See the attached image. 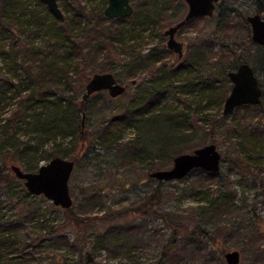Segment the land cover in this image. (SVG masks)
Wrapping results in <instances>:
<instances>
[{
  "label": "rangeland",
  "instance_id": "obj_1",
  "mask_svg": "<svg viewBox=\"0 0 264 264\" xmlns=\"http://www.w3.org/2000/svg\"><path fill=\"white\" fill-rule=\"evenodd\" d=\"M57 1L69 21L73 18L70 2L84 5L87 12L85 20L74 27L79 32L76 40L82 48L80 53L72 49L66 39L61 42L56 40L64 33L66 25L41 0H21L16 5L18 8L12 6L20 17L17 23L0 25V46L25 43L34 48L39 56L68 64L70 69L66 81L57 89L65 90L66 94L75 92L78 99L85 93V82L95 71H111L128 86L114 98L105 89L101 90V97H89L90 107L79 111L75 122L81 127L84 137L77 138L72 134L56 137L54 152L75 158L68 186L73 200L71 210L82 218L80 225L70 219L65 207L54 204L43 194L28 191L23 179L14 173L11 181L0 182L2 211L15 217L17 211L23 208L29 210L20 218L21 235L15 239L14 245H10L11 254L17 256L24 246L30 264H115L121 261L128 264H227L224 252L237 249L240 253L237 264H264V94L262 105H249L224 114L223 99L218 102L210 87H201V78L207 73L215 75L212 73L217 66L209 61H203L200 65L194 63L187 72L179 71L174 79H170L167 70L156 73L148 68L130 69L132 63L149 48L167 47L164 30L184 15L187 9L185 0H154L150 6L142 5V10L135 16L125 15L126 18L121 21L106 22L111 27H120L111 42L115 49H119L118 44L123 40L128 52L126 50L120 56L130 53L128 58L130 55L134 57L132 63L127 62V57H107L94 42L93 34L100 29L95 23L98 11L95 9L98 6L104 8L107 0ZM141 1L130 0L133 10ZM260 1L264 4V0ZM257 2L220 0L212 15L194 19L176 31V39L183 42V55L178 57L176 52L171 51L162 61H166L169 67L181 63L189 48H196L201 38L213 36L221 14L230 12L228 18L237 32L225 39L218 37V41L213 42L212 50H220L222 44L219 41L236 48V55L240 56L238 60L247 59L255 68L264 89V54L256 50L254 42L248 45L251 41L250 26L244 20L247 13L255 11ZM26 4L32 11L19 9ZM158 11H163L161 20L155 14ZM234 58L226 61L227 69L236 65ZM74 61H80L79 68L72 67ZM8 76L21 87L25 85L24 70L19 62L0 55V77ZM161 79L168 81L162 103L186 114L189 120V140L177 146L179 152L192 151L195 147L212 142L211 138L214 137L222 159L215 179L208 185L212 189L195 185L192 174L169 179L159 185L160 195L149 203L148 210L136 211V206L158 183L149 172L169 167L173 155L178 152L173 153L169 161L158 154L154 161L156 165L152 168L139 161L128 164L121 159L129 145L140 138L136 127L127 126L114 143L102 139L100 128L112 115L119 114L125 103L131 100L136 103L146 90L147 81ZM225 83L229 91L231 81L228 77ZM191 84L193 88L188 87ZM4 102V110L0 112V143L4 139L0 145V165L12 152V149L5 148L6 138L17 145L27 142L35 144L40 137L38 129L31 125L35 122L32 120L33 110H37L38 106L27 109L21 120L12 121L9 116L18 101L5 95L0 106ZM251 113L253 115H249ZM237 120L250 121L246 131L255 126L263 130L262 135L239 133L235 126L239 129L244 124H239ZM52 145L53 141H47L42 147ZM147 146L152 148V145ZM38 150L41 149L38 147ZM48 159H39L38 164ZM8 160L9 168L12 163H17L26 169L20 161ZM161 162L167 163L164 165ZM257 166L261 167L260 170H257ZM249 169L254 175L248 172ZM224 188H229L234 194L232 201L236 206L233 210L216 222L210 221L206 215H200V206L207 203L206 196L221 194ZM113 226L122 230L116 247L109 244L100 246L91 240L95 233ZM1 250L0 264H8L5 258L11 254L3 256Z\"/></svg>",
  "mask_w": 264,
  "mask_h": 264
},
{
  "label": "trees",
  "instance_id": "obj_2",
  "mask_svg": "<svg viewBox=\"0 0 264 264\" xmlns=\"http://www.w3.org/2000/svg\"><path fill=\"white\" fill-rule=\"evenodd\" d=\"M20 1L21 0H0V25L2 23H5L6 25L17 23V19L20 16L14 12L12 6L15 7ZM152 3H154V0H142L140 5L137 4L135 6L131 15H137L139 11L142 10V5L143 7H146V5L150 6ZM218 5L219 3L216 4V7ZM70 6L73 8V18L69 21V19L67 20V17L64 16L62 20L65 23L66 28H63V30L65 29L64 33L61 34V37H56V40L61 42L66 39L70 47L80 53L82 48L76 40V36L79 32L77 29H74V27L75 25H79L81 21L83 22L85 20L84 15H86L87 12L85 11L84 5H80L78 2H70ZM16 8H18V6H16ZM19 9L23 12H27V10L32 11L27 4L22 5ZM95 10H98L95 14V23L100 29L93 34V38L95 39L94 42L99 46V49L104 51L107 57L116 56L118 59L128 58L130 53L124 57H122V55L120 56V54L127 50L126 44L123 40H120L121 42L118 44L119 49H115L114 44L111 42L113 36L118 33L120 27L118 25L114 27L106 25V22H118L126 17L116 16L109 18L103 13V6H98V9L96 8ZM162 12L163 11L155 12L159 20L163 19V15H161ZM254 12H259L264 16V4H262L260 0H258L256 4ZM229 14L230 12L225 14L222 13L213 31V36L201 38L197 47L189 48L183 61L174 67H169V65L165 63L166 61H162V59L171 53V51L164 45H161L149 48V50L141 54L134 63H132L134 57L130 55L127 59V62L133 64H130L132 65L130 69L148 68L156 73L160 70H167L170 79H174L179 71L184 70L187 72L189 67L194 63L200 65L203 61H209L217 66L216 70L212 73L215 75L212 76L210 75L211 73H207V76L205 75L201 78V87H210L214 92V99L216 98V100L220 102L228 93V86L225 83L226 77H228L226 72L231 68L227 69L226 61L235 57L234 60L238 63L240 57L236 55V48L227 44L224 45L223 41H219L222 45L218 52L212 50L214 45L213 42L216 39L218 41V37L225 39L233 36L237 32L236 28L228 18ZM246 15L244 17H246ZM244 20H246V18ZM83 24H85V22ZM73 31L74 33H71ZM248 34L249 32L247 30V36ZM252 43L253 41L251 40L248 45L250 46ZM256 50L261 51L264 54V45L256 44ZM0 55L4 58L9 57L11 61L19 62L24 70L25 85L23 87H21L19 83L13 82L10 76L0 77V101L5 95L7 98H16L18 101L17 106L10 113L9 120H21L27 109L34 106L39 107L37 110H33L32 120L35 122H32L31 124L35 130L38 129L40 134V137L36 139L35 144L27 142L15 145L14 142H9L8 138L5 139V148L12 149V152L8 155L9 157L6 158L5 161L3 159V162L0 165V182H9L13 178V172L7 164L9 161L8 159L20 161L26 167L25 170H33L39 165V159L50 158L57 155L54 152V143L56 142V137L58 135L72 134L77 138L84 137L83 132H81V127L75 125L78 113L81 110H85L87 106L90 107V104L88 103L89 97L93 99L101 97V90L89 95H85L84 93L82 94V97L78 99V97L76 98L75 96V92L66 94L65 90L57 89L61 83L66 81V75L70 69L69 65L64 62L49 59L45 56H39L34 48H30L25 43H10L9 47L0 46ZM157 61H159V64H157ZM243 61H247V59ZM262 63H264V60H262ZM79 66L80 61H74L72 64V67L75 69L79 68ZM206 67L210 71L211 68L209 64H207ZM127 86L128 85L126 84V89ZM145 87L146 90L136 100V103L132 100L125 103L119 114L112 115L103 122L100 132L103 140L108 141L109 143H114L118 138V134H120L127 126L131 125L136 127L140 138L139 140L134 141L133 145H129L127 152L123 154L121 161L123 160L128 164H132L134 161H139L141 163H146L152 168L156 165L154 161L158 154L166 157L169 161L173 153L180 151L177 146L185 144L189 140V120L186 114L177 110L173 106L162 103L163 95L168 89V81H165L164 79L147 81ZM188 87L193 88V84ZM8 91L10 92L8 93ZM263 94L264 89L262 88V95ZM4 104L5 102L3 103V106H0V112L1 110H4ZM262 104L263 101L261 98V101L258 104H241L236 106L234 111L241 107H248L249 105H255L257 107ZM249 115H253V113ZM237 121L239 124H244V128L240 127L237 129L235 126L234 129L239 133L246 134L247 132H250L252 134L262 135L263 130L258 129L255 126L252 130L246 131V127L249 125L250 121ZM3 141L4 139L0 145H2ZM47 141H53V145L48 148H43V143ZM211 141L214 142L215 138L212 137ZM147 145H152V148H149ZM38 147L41 150H38ZM72 159H74L75 163V158ZM166 163L167 162H161V164L164 165ZM260 168L261 167L257 166V170H260ZM248 172L254 175L252 169H249ZM216 173L217 171L212 172L196 167L191 169L185 176L192 174V181L195 185L204 186L206 189H212L211 187H208V185L213 182ZM155 179L158 181L156 186L147 194V196L144 197V200L139 203L134 210L144 212L149 209V203H153L154 200L158 198L160 195L159 185L166 180ZM222 191L223 192L218 195H213L212 193L210 196L209 194L206 196L207 203L200 206V215H206L210 221L216 222L217 219L222 218V215H224L225 218V215L233 210L236 206L232 201L234 195L233 192L231 193L229 188H224ZM210 192L212 191L210 190ZM12 196L13 195L10 197ZM71 207L66 208L67 213L73 222L80 225L82 218L73 212ZM1 208L2 206L0 205V248L2 249V255L5 256L6 254H11L12 247H10V245H14L15 239L21 235L20 218H22V214L25 213V211H27L26 213H29V210H24L23 208L15 213V217H12L10 214L7 215L6 212L2 211ZM121 233L122 230L117 226L108 227V229H105L102 232L99 231L95 233L91 240L100 246L109 244L116 247V244L120 241ZM15 248H20V246H16ZM24 248L25 247L23 246V248L19 249L20 251L17 256L11 254L8 258H5L6 262L8 264H30L28 260L29 258L26 257L28 251H25ZM125 253H127L128 257V251ZM86 257L87 261L91 263L92 261L89 260V257L87 255ZM115 264L128 263L121 261Z\"/></svg>",
  "mask_w": 264,
  "mask_h": 264
},
{
  "label": "water",
  "instance_id": "obj_3",
  "mask_svg": "<svg viewBox=\"0 0 264 264\" xmlns=\"http://www.w3.org/2000/svg\"><path fill=\"white\" fill-rule=\"evenodd\" d=\"M47 8L60 20L64 14L57 0H41ZM187 11L184 16L164 30L168 35L166 46L182 56V42L175 38L176 30L187 20L197 16L211 15L214 12L218 0H185ZM133 6L130 0H107L103 8L105 16L130 15ZM250 25L251 40L264 45V16L259 12H251L246 15ZM227 76L231 81L230 89L223 99L222 111L231 113L241 104H258L262 98V86L254 68L248 61H241L236 67L227 70ZM134 81V80H132ZM107 90L109 95L115 97L126 90V84L121 83L111 71H95L85 82V95L98 90ZM84 113L82 114L83 123ZM221 164V153L215 142H208L195 147L192 151L178 152L172 157V163L166 168H157L149 172L150 176L169 180L184 177L191 169L200 167L208 171L216 172ZM74 166V159L54 155L44 163L38 165L35 170H25L19 164L12 163V172L23 179L28 191L34 194H43L54 204L69 208L73 205L69 191L68 180ZM227 264H237L240 253L237 249L224 252Z\"/></svg>",
  "mask_w": 264,
  "mask_h": 264
},
{
  "label": "flooded vegetation",
  "instance_id": "obj_4",
  "mask_svg": "<svg viewBox=\"0 0 264 264\" xmlns=\"http://www.w3.org/2000/svg\"><path fill=\"white\" fill-rule=\"evenodd\" d=\"M185 2H186V1H185ZM218 2H219V0L216 2V4H217ZM215 8H216V5H215ZM214 10H215V9H214ZM186 11H187V9H186ZM186 11H185V13H186ZM132 12H133V11H132ZM185 13H184V14H185ZM213 13H214V12H213ZM131 14H132V13H131ZM211 15H212V14H211ZM183 16H184V15H183ZM183 16H182V17H183ZM205 16H210V15H205ZM182 17H181V18H182ZM201 17H204V16H197V17H195V18H192V19H190V20H187V21H185L180 27H182L183 25H185V24L191 22V21L194 20V19L201 18ZM181 18H179V20H180ZM177 21H178V20H177ZM248 24H249V23H248ZM171 25H172V24H171ZM249 26H250V25H249ZM168 27H169V26H168ZM168 27H167V28H168ZM180 27H179V28H180ZM179 28H178V29H179ZM178 29H177V30H178ZM177 30H176V31H177ZM175 33H176V32H175ZM164 34H166V33L164 32ZM166 35H167V34H166ZM167 37H168V35H167ZM175 38H176V37H175ZM166 40H167V39H166ZM181 42H182V41H181ZM254 43H255V42H254ZM256 44H257V43H256ZM182 45H183V42H182ZM167 48H168V47H167ZM168 49H169V48H168ZM169 50L172 51L171 49H169ZM182 50H183V47H182ZM173 52H174V51H173ZM182 55H183V53H182ZM178 57H179V56H178ZM180 57H181V56H180ZM242 61H243V60H242ZM239 62H241V61H239ZM239 62H238V63H239ZM238 63H237V64H238ZM237 64H236L234 67H236ZM234 67H233V68H234Z\"/></svg>",
  "mask_w": 264,
  "mask_h": 264
}]
</instances>
